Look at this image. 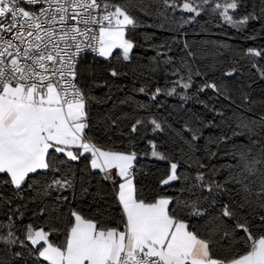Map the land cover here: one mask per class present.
I'll list each match as a JSON object with an SVG mask.
<instances>
[{
    "label": "snow or ice",
    "instance_id": "1",
    "mask_svg": "<svg viewBox=\"0 0 264 264\" xmlns=\"http://www.w3.org/2000/svg\"><path fill=\"white\" fill-rule=\"evenodd\" d=\"M243 6L245 0H0V189L13 193L5 197L0 191V203L9 206L0 219V264H264V113L257 118L233 110L229 116L216 106L221 98L235 103L222 77L264 79V47L240 49L247 63L209 80L197 61L211 55L207 67H215L220 49L231 45L217 42L211 53L197 50L183 31L203 14L207 23L219 21L216 26L257 40L264 36V0H254L252 10L240 14ZM254 22L260 27L249 32ZM140 27L173 33L159 43L156 32L145 35L155 52L147 72H162L164 86L154 91L141 86L135 91L148 102L126 96L94 115L92 105L107 103L114 93L109 87L106 98L91 94L89 80L107 86L96 81L92 64L115 60L121 67L109 68V75L126 74L123 65L138 46L130 32ZM181 44L177 60L169 53ZM208 90V99H200ZM161 95L181 101L180 129L152 113L164 107ZM189 102L204 112L185 110ZM255 105L245 94L237 107L251 112ZM140 111L145 115H133ZM204 113L213 118L205 120ZM128 119L134 120L131 133L150 128L154 135L167 133L172 144L161 151L149 141L151 157L168 163L150 190L136 181L147 152L139 155L131 139L129 151L99 143L98 133ZM206 128L220 132L205 136ZM75 164L89 175L98 170L111 190L91 193ZM176 182L180 187L169 195ZM87 196L91 201L81 207ZM38 202L43 206L32 215L42 225L24 223V209Z\"/></svg>",
    "mask_w": 264,
    "mask_h": 264
},
{
    "label": "trees",
    "instance_id": "2",
    "mask_svg": "<svg viewBox=\"0 0 264 264\" xmlns=\"http://www.w3.org/2000/svg\"><path fill=\"white\" fill-rule=\"evenodd\" d=\"M254 0H245V6L241 7L237 11L240 14H244L252 10V4ZM258 2V0H256ZM137 16L147 23H152V18L145 16L142 12L138 10L135 12ZM188 15V14H186ZM208 17L201 15L197 18L196 22H193L189 25H186L183 29L187 35L184 39H187L190 43H193L194 47L197 50L206 48L210 53L215 49L213 45L217 42H224L231 45V50L229 48L220 49V55L215 60V67H207L212 64V57L209 55L203 61H197V64L202 68V70L207 72V79L212 80L216 78H221L222 73L228 68L232 67L235 64L244 65L247 63L246 59L241 55L240 49L246 50L248 47H264V36L258 37L257 40H245L241 35L237 34L234 29L229 28L227 25L216 26L219 21L213 23H207ZM260 27L258 22H254L249 25L248 31L251 32L253 29H258ZM204 29H207L205 31ZM156 32L155 43H159L162 40H168L173 33L166 31H159L156 28L152 27H140L136 28L134 31L130 32V36L138 43V46L135 47L131 53L132 59L129 62H125L123 65V73L119 78H113L109 75L108 69L111 67H121V65L112 60L111 62L105 61L103 58H98L93 64L91 71L94 73L96 81L102 83L107 81L106 87H95L92 86L91 81H88L89 87L91 88V94L100 97L106 98L108 93V88L111 87L112 92L114 93L112 100H108L107 103L103 104H93V114L99 115L100 113L107 112L112 108L114 103L126 96H135L136 100L142 102H148V97L142 94L137 93L135 90L144 86L148 88L149 91H154L157 86L163 87L165 83V77L163 73H158L154 75H149L147 72V66H149L150 58L155 55L154 51L148 49L147 44H145V35ZM143 45V46H140ZM181 44L179 47L173 49L169 55L175 57L179 60L181 56ZM259 59V58H257ZM91 57H87L86 61H90ZM144 73L143 75L141 73ZM224 82L228 87V94L234 104H229L228 100L221 98L220 102L216 104L217 107H224L225 111L229 116H231L232 111L235 110L238 113H242L245 116L258 118L259 114L264 113V106L261 105V101H264V79H259L255 76L252 77H241L239 74H236L233 77H222ZM168 79H172L169 77ZM201 78H196V83L199 84ZM248 85H251L249 87ZM122 89V90H120ZM211 90H208L205 93L200 94V99L207 100L211 95ZM245 94H248L252 100L256 101V105L253 107L251 112L245 111L244 109L238 108L237 105L243 103ZM159 102L164 104L162 108L151 109L152 113L162 117H168V123L172 125L173 128L180 129L183 125V119L180 117L184 116V110H179L176 106L181 104V101L178 98L174 97H165L161 95L158 97ZM119 110L124 112L132 113V108L128 106H119ZM174 108L176 110H174ZM247 108V105H245ZM184 109H192L197 112H204L201 105L189 102L184 106ZM171 113V115H169ZM139 114L144 116L145 113L140 111L139 113H133V115ZM212 113H204L205 120H211ZM134 123V120L128 119L124 120L119 127L114 128L107 132L98 133L99 143L106 148H115L116 150L129 151L132 150L129 145V140L131 139L134 142V149L141 156L145 152L148 153L146 157L140 159L137 166L136 172V181L138 186L144 187L146 190H150L156 186L158 177L167 169L168 163L166 161H158L151 157V145L149 141H155L158 145L159 150L168 151L172 148L169 135L167 133H158L153 134L149 129L140 128L137 133H131V124ZM220 129L216 128H206L204 129V135L208 136L210 133L219 134ZM185 136H188V133L185 132ZM244 137H238V141H243ZM199 143L202 145L204 140H200ZM200 155V153H197ZM179 154L177 152V157ZM207 163V161H205ZM214 164H223L221 160H213ZM81 164H75L74 170L76 171L77 176H83L86 182L90 181L91 193H96L98 189L101 190H111V185L107 181H102L100 179V174L98 170L91 175L87 173H82ZM184 165L181 166V169H184ZM180 187V182H176L173 188L167 189L169 195H175V189ZM3 191L5 197H11L12 191L5 187L0 189ZM55 195V193H53ZM92 197L87 196L83 201H80L81 207H86L87 204L91 201ZM19 203V201H15ZM43 205L38 203H28L27 209L25 211V221L28 223L30 220L34 221L37 226H41L43 219L39 216L33 217V211L39 210ZM9 214V206L6 203H0V219H6ZM202 223V222H201ZM237 252H241L240 248L236 249Z\"/></svg>",
    "mask_w": 264,
    "mask_h": 264
}]
</instances>
